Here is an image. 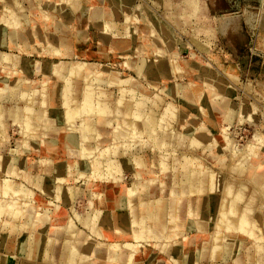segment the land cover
Segmentation results:
<instances>
[{"label":"rangeland","instance_id":"obj_1","mask_svg":"<svg viewBox=\"0 0 264 264\" xmlns=\"http://www.w3.org/2000/svg\"><path fill=\"white\" fill-rule=\"evenodd\" d=\"M0 264H264V2L0 0Z\"/></svg>","mask_w":264,"mask_h":264},{"label":"bare ground","instance_id":"obj_2","mask_svg":"<svg viewBox=\"0 0 264 264\" xmlns=\"http://www.w3.org/2000/svg\"><path fill=\"white\" fill-rule=\"evenodd\" d=\"M174 69H175V68H174ZM176 69H177V68H176ZM175 71H176V70H175ZM89 81H90V80H89ZM88 86H90V85H88ZM62 91H63V90H62ZM86 91H87V90H86ZM63 92H64V91H63ZM122 93H123V92H122ZM63 95H64V94H63ZM64 96H65V95H64ZM64 96H63V97H64ZM82 96L85 97L84 95H82ZM118 98H119V97H118ZM120 98H121V97H120ZM62 99H63V98H62ZM85 99H87V98H85ZM63 100H64V99H63ZM88 100H90V99H88ZM64 101H65V100H64ZM86 101H87V100H86ZM85 103H86V104H84V103H83V104H84V105H87V104H88L87 102H85ZM83 104H81V105H83ZM89 104H91V101H90ZM65 105H67V104L65 103ZM81 107H82V106H81ZM85 107H86V106H85ZM83 108H84V107H83ZM97 108H98V107H97ZM68 109H69V108H68ZM80 109H81V108H80ZM86 109H87V108H86ZM88 109H89V108H88ZM88 109H87V110H88ZM98 109H99V108H98ZM26 110H29V109L26 108ZM76 110H77V109H76ZM76 110H75V111H76ZM83 110H84V109H83ZM89 110H90V109H89ZM94 110H95V109H94ZM70 111H71V110H70ZM73 111H74V110H73ZM97 111H98V110H97ZM24 112H26V111H24ZM72 115H73V113H72ZM101 115H102V114H101ZM63 117H64V116H63ZM70 117H71V116H70ZM68 119H69V118H68ZM65 120H66V119H65ZM25 123H26V122H25ZM66 123H67V122H66ZM26 124H27V123H26ZM19 133H20V132H19ZM21 133H22V132H21ZM211 174H212V173H211ZM208 189H209V188H208ZM134 192H135V191H134ZM129 193H130V192H129ZM233 198H234V197H233ZM128 257H129V256H128ZM128 259H129V258H128Z\"/></svg>","mask_w":264,"mask_h":264},{"label":"crops","instance_id":"obj_3","mask_svg":"<svg viewBox=\"0 0 264 264\" xmlns=\"http://www.w3.org/2000/svg\"><path fill=\"white\" fill-rule=\"evenodd\" d=\"M257 1H259L260 3L264 2V0H257Z\"/></svg>","mask_w":264,"mask_h":264}]
</instances>
